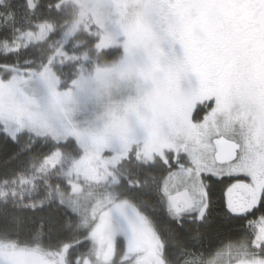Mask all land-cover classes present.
Here are the masks:
<instances>
[{
  "label": "snow or ice",
  "instance_id": "6c2138e0",
  "mask_svg": "<svg viewBox=\"0 0 264 264\" xmlns=\"http://www.w3.org/2000/svg\"><path fill=\"white\" fill-rule=\"evenodd\" d=\"M0 264H264V0H8Z\"/></svg>",
  "mask_w": 264,
  "mask_h": 264
},
{
  "label": "rangeland",
  "instance_id": "374dc122",
  "mask_svg": "<svg viewBox=\"0 0 264 264\" xmlns=\"http://www.w3.org/2000/svg\"><path fill=\"white\" fill-rule=\"evenodd\" d=\"M8 3V0H4L3 4H0V9L5 8V5Z\"/></svg>",
  "mask_w": 264,
  "mask_h": 264
}]
</instances>
